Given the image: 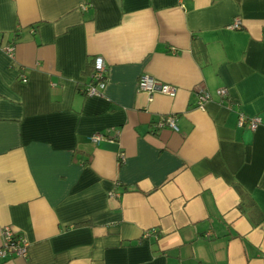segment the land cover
<instances>
[{
    "label": "crops",
    "instance_id": "obj_1",
    "mask_svg": "<svg viewBox=\"0 0 264 264\" xmlns=\"http://www.w3.org/2000/svg\"><path fill=\"white\" fill-rule=\"evenodd\" d=\"M5 225L28 256L0 264H264V0H0Z\"/></svg>",
    "mask_w": 264,
    "mask_h": 264
},
{
    "label": "built area",
    "instance_id": "obj_2",
    "mask_svg": "<svg viewBox=\"0 0 264 264\" xmlns=\"http://www.w3.org/2000/svg\"><path fill=\"white\" fill-rule=\"evenodd\" d=\"M233 28L241 27V20L236 18L231 24ZM7 53L13 55L15 46L14 42H10L1 46ZM25 78V75H23ZM107 82V65L106 60L103 55L97 54L93 59V68L91 71V81L83 88L86 94H99L105 88ZM138 88L152 95L155 92H161L168 94L170 96H175L177 93V86L158 80L149 74L143 73L138 78ZM217 95L224 99L227 97L228 90L226 87H218L216 89ZM212 92L204 87L198 88V94L196 99V105L199 107L205 106L206 102L212 99ZM262 121L259 114L256 115H246L244 113L238 116V125L241 127H247L250 129H255ZM165 126H170L173 129H178L177 125V115L173 113L163 115L157 122L154 123L153 128L159 129ZM114 129V128H113ZM118 132V128H115ZM106 133L96 132L91 134L90 138L94 142H99L101 139L106 137ZM119 161L125 159V153L119 152ZM29 240L21 232H17L10 225H5L2 228V240L0 242V259H5L13 256H28Z\"/></svg>",
    "mask_w": 264,
    "mask_h": 264
}]
</instances>
